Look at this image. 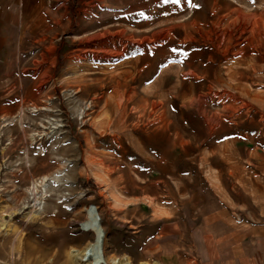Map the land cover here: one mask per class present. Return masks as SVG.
<instances>
[{
    "label": "rangeland",
    "instance_id": "1",
    "mask_svg": "<svg viewBox=\"0 0 264 264\" xmlns=\"http://www.w3.org/2000/svg\"><path fill=\"white\" fill-rule=\"evenodd\" d=\"M7 1L0 264H264V0Z\"/></svg>",
    "mask_w": 264,
    "mask_h": 264
},
{
    "label": "bare ground",
    "instance_id": "2",
    "mask_svg": "<svg viewBox=\"0 0 264 264\" xmlns=\"http://www.w3.org/2000/svg\"><path fill=\"white\" fill-rule=\"evenodd\" d=\"M13 122H14V120H13ZM46 176H44V177L42 176L43 177L42 180L47 179ZM51 177H53L55 180L58 176L51 175ZM53 178H51V179H53ZM29 191L31 192V194H29V196H30V195H32L33 191H31V189H29ZM29 196L27 195V198ZM99 215L100 214H98V216ZM55 217H56L57 222H60V223L62 222V221H60L61 212H58L55 215ZM62 223H66V222H62ZM81 226L85 232V235H88V234L91 235V239L83 247H81L82 245L79 246V248L73 247L70 251H66V246L69 242V240H67L61 245L60 250H59L62 254L65 253V256L70 258V264H77V262H79V261L81 262V264H132V261L128 257L126 259H121V258H117V257H112V256L107 257L106 256L105 251H104V247L103 246L100 247V238L104 234V227L102 226L101 221L98 223L97 213L92 208H90V207L86 208V217L83 221H81ZM34 235L35 234L31 233V234H29L28 238L31 239V237L33 238ZM70 241L75 242L78 245H80L82 243L83 239L82 238H80V239L76 238V239L70 240ZM26 246L28 247V251L30 253L34 252V251H38L37 248H33L30 244H26ZM21 248H23V247L21 246ZM47 250L48 249H46L45 247H42V250H40V251H42V253H44ZM28 251H27V253H28ZM145 264H150V263H145Z\"/></svg>",
    "mask_w": 264,
    "mask_h": 264
},
{
    "label": "crops",
    "instance_id": "3",
    "mask_svg": "<svg viewBox=\"0 0 264 264\" xmlns=\"http://www.w3.org/2000/svg\"><path fill=\"white\" fill-rule=\"evenodd\" d=\"M11 3L14 2L15 0H9ZM8 2L7 0H0V27L5 26L7 24V12L8 8L7 6L3 5V8L1 7L2 4H6Z\"/></svg>",
    "mask_w": 264,
    "mask_h": 264
},
{
    "label": "water",
    "instance_id": "4",
    "mask_svg": "<svg viewBox=\"0 0 264 264\" xmlns=\"http://www.w3.org/2000/svg\"><path fill=\"white\" fill-rule=\"evenodd\" d=\"M91 208L97 213L98 223H99L101 219H100V216H98V212H97L96 207L94 205H92ZM103 241H104V234L100 238V247L103 246Z\"/></svg>",
    "mask_w": 264,
    "mask_h": 264
}]
</instances>
